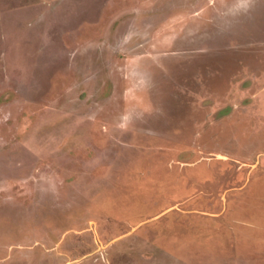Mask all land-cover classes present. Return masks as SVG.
Listing matches in <instances>:
<instances>
[{
	"label": "rangeland",
	"instance_id": "1",
	"mask_svg": "<svg viewBox=\"0 0 264 264\" xmlns=\"http://www.w3.org/2000/svg\"><path fill=\"white\" fill-rule=\"evenodd\" d=\"M0 264H264V0H0Z\"/></svg>",
	"mask_w": 264,
	"mask_h": 264
}]
</instances>
